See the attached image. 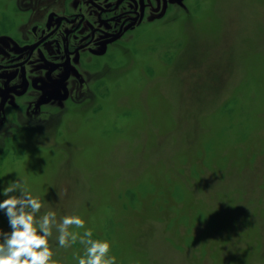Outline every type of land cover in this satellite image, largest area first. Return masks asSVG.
<instances>
[{
    "label": "rangeland",
    "instance_id": "obj_1",
    "mask_svg": "<svg viewBox=\"0 0 264 264\" xmlns=\"http://www.w3.org/2000/svg\"><path fill=\"white\" fill-rule=\"evenodd\" d=\"M15 7L0 0V30ZM96 77L47 123L9 115L0 188L22 180L41 215H79L71 231L108 240L116 264H264V0H189ZM57 235L53 259L77 264L83 245Z\"/></svg>",
    "mask_w": 264,
    "mask_h": 264
},
{
    "label": "flooded vegetation",
    "instance_id": "obj_2",
    "mask_svg": "<svg viewBox=\"0 0 264 264\" xmlns=\"http://www.w3.org/2000/svg\"><path fill=\"white\" fill-rule=\"evenodd\" d=\"M0 30V126L16 112L42 124L90 88L135 33L171 24L189 0H25ZM177 15V14H176Z\"/></svg>",
    "mask_w": 264,
    "mask_h": 264
},
{
    "label": "clouds",
    "instance_id": "obj_3",
    "mask_svg": "<svg viewBox=\"0 0 264 264\" xmlns=\"http://www.w3.org/2000/svg\"><path fill=\"white\" fill-rule=\"evenodd\" d=\"M0 210L8 218L10 231L0 230V264H62L53 259L54 251L49 240L53 229L61 248H70L79 242L83 254L76 257L77 264H116L110 255L108 240L93 239V232L86 229L82 234L72 228L84 229L85 221L79 215H65L57 221L55 211L42 215L43 202L32 195L22 180H14L0 188Z\"/></svg>",
    "mask_w": 264,
    "mask_h": 264
}]
</instances>
